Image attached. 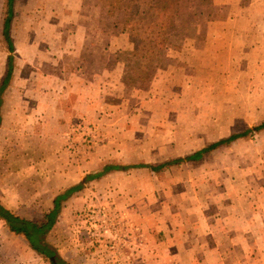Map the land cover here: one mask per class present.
<instances>
[{"label": "rangeland", "instance_id": "1", "mask_svg": "<svg viewBox=\"0 0 264 264\" xmlns=\"http://www.w3.org/2000/svg\"><path fill=\"white\" fill-rule=\"evenodd\" d=\"M6 1L0 81L8 55L14 68L0 109V203L41 220L56 194L82 183L46 236L58 257L198 264L197 245L209 238L192 229L228 211L264 213V129L198 161L86 179L105 165L185 157L264 122V0H173L167 24L158 15L162 0H141L138 13L133 0H13L11 52L2 36ZM81 68L98 73L95 119L67 122L62 108L78 91L49 80L60 73L74 80ZM28 151L47 155L44 170L18 162ZM65 171L76 184L63 186ZM0 264L50 262L0 219Z\"/></svg>", "mask_w": 264, "mask_h": 264}, {"label": "crops", "instance_id": "2", "mask_svg": "<svg viewBox=\"0 0 264 264\" xmlns=\"http://www.w3.org/2000/svg\"><path fill=\"white\" fill-rule=\"evenodd\" d=\"M61 70L59 69L58 72L60 73ZM96 74L98 73H95L92 68L90 71H84L81 68L74 80L63 79V73L54 75L49 80L51 83H59L61 88L65 85L68 89L72 85L78 91L76 94L71 95L69 100L65 101V105L62 108L65 111L63 116H65L67 122L70 121L71 117H82L84 115L86 117L90 115L92 120L95 119V89L99 86L95 81ZM102 83L104 86L106 82ZM3 125L4 119L1 121L0 129ZM67 128L64 127L65 132L68 131ZM41 151L49 156L52 153L50 148H41ZM44 153H41L43 158H36L34 151L31 153L28 151L27 155L20 158L18 162L21 165L25 164L27 168L44 170V159L47 156ZM66 154L71 157L69 152H66ZM91 154L95 156L94 151ZM1 163L4 169L11 167L6 159H3ZM4 163H7V165H4ZM11 163L13 167V162L11 161ZM66 164L69 166L67 170L74 168L72 163ZM74 176L77 175H72L65 171L60 175V182L61 180L63 181V186L76 184L77 182L74 183L75 181H72ZM209 220L211 223H215V227H212L210 223V226L204 230H200L198 227L192 229L193 235L197 232H202L205 238H209V240H204L202 246L197 245V248L203 251L201 255L198 254L197 250L196 252L194 249L191 251V257L195 256L194 259H196V255H200L199 260L202 263L198 264H264V213L259 210L256 212L251 210L245 215L239 211H228V213L221 215L219 218ZM195 262H198V260L196 259Z\"/></svg>", "mask_w": 264, "mask_h": 264}, {"label": "trees", "instance_id": "3", "mask_svg": "<svg viewBox=\"0 0 264 264\" xmlns=\"http://www.w3.org/2000/svg\"><path fill=\"white\" fill-rule=\"evenodd\" d=\"M164 3V7L159 8V18L161 23H168L174 17L173 7L171 4L173 0H162ZM135 3L131 5L132 8L136 10L138 13V9L140 7L141 0H133ZM13 13V0L6 1V10L5 17L3 19L2 25V36L4 41L6 42L8 52L13 51V44L9 35V25L12 19ZM147 51H151L150 47H147ZM13 56L8 55L6 58V68L3 78L0 81V109L2 106V95L6 88L9 85V82L13 73ZM2 116L0 111V124H1ZM264 129V122L259 124L258 126L253 127L252 129H247L244 132L236 133L228 136L227 138L220 139L206 147L190 154L185 157H178L171 161L160 163L157 165L150 164H134V165H105L100 171L88 175L86 179H96L110 171H126L131 168H148L152 171H159L165 166L171 164H178L180 162H193L198 161L202 158L203 154L219 147L222 145H227L234 140L246 136L248 133L253 131H259ZM82 188V183H78L76 185L70 186L64 189L61 193L57 194L52 200V207L47 210V212L43 215L41 220H30L23 217H20L10 211L8 208L3 206L0 203V219L4 222L7 229L18 235H22L27 241L29 247L41 257L48 259L50 264H68L65 260L61 259L57 256L56 250L49 245L46 241L47 234L51 231L53 226L55 225L58 215L61 210L62 202L66 201L73 193L79 191ZM53 258V261H50V258Z\"/></svg>", "mask_w": 264, "mask_h": 264}, {"label": "water", "instance_id": "4", "mask_svg": "<svg viewBox=\"0 0 264 264\" xmlns=\"http://www.w3.org/2000/svg\"><path fill=\"white\" fill-rule=\"evenodd\" d=\"M50 261H53V258L52 257L50 258Z\"/></svg>", "mask_w": 264, "mask_h": 264}]
</instances>
